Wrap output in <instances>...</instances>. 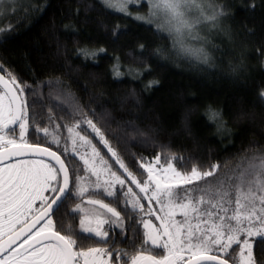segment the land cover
Here are the masks:
<instances>
[{"label":"trees","instance_id":"16d2710c","mask_svg":"<svg viewBox=\"0 0 264 264\" xmlns=\"http://www.w3.org/2000/svg\"><path fill=\"white\" fill-rule=\"evenodd\" d=\"M213 2L223 15L206 33L211 60L195 65L172 58L170 37L147 19V6L124 15L101 0L10 1L0 15V29H11L0 33V64L30 86L29 139L58 150L34 128L59 124L63 143L65 125L91 119L133 174L160 155L184 158L183 166L168 162L186 173L219 165L221 178L264 155V0ZM81 134L98 143L90 129ZM253 255L264 264V244Z\"/></svg>","mask_w":264,"mask_h":264},{"label":"snow or ice","instance_id":"6c2138e0","mask_svg":"<svg viewBox=\"0 0 264 264\" xmlns=\"http://www.w3.org/2000/svg\"><path fill=\"white\" fill-rule=\"evenodd\" d=\"M145 2L154 20L167 18L177 30L185 24L183 8L188 0H101L107 10L124 15H130L126 4L138 7ZM8 7L0 4V15ZM8 31L0 29V33ZM0 71H5L2 64ZM6 75L9 79L0 75V264H112L113 260L117 264L121 260L124 264H253L254 244H264V155L245 158L221 178H216L219 165L206 172L193 167L186 173L172 162L162 164L157 155L139 163L142 175L146 174L141 182L91 119L65 125L63 143L59 124L52 129L34 128L38 135L50 138L57 151L28 143V105L23 94L30 86H21L11 73ZM82 125L99 138L121 174L81 134L87 130ZM69 152L82 162L79 166L66 164L61 154ZM165 159L183 166L182 157ZM120 195L126 212L130 206L132 213L142 214L138 223L134 215L128 216L136 224L133 247L142 226L141 247L132 254L123 249L81 248L74 236L107 244L110 233L119 230L120 239H128L125 217L117 207L96 198H113L119 204ZM73 196L80 202L65 212ZM141 200L148 201L147 212ZM153 202L159 205V215L151 207ZM56 214L78 216L79 229L61 223V231L67 233L61 234L53 220ZM145 216H154L159 226ZM18 226L22 227L17 230Z\"/></svg>","mask_w":264,"mask_h":264},{"label":"clouds","instance_id":"9594fccd","mask_svg":"<svg viewBox=\"0 0 264 264\" xmlns=\"http://www.w3.org/2000/svg\"><path fill=\"white\" fill-rule=\"evenodd\" d=\"M183 13L185 24L179 30L175 22L170 25L167 18L158 21V25H163L162 30L170 37L171 56L191 64L207 65L211 53L206 33L219 26L223 13L213 0H188ZM160 55L164 58L169 56L165 50H161Z\"/></svg>","mask_w":264,"mask_h":264},{"label":"flooded vegetation","instance_id":"af4514ba","mask_svg":"<svg viewBox=\"0 0 264 264\" xmlns=\"http://www.w3.org/2000/svg\"><path fill=\"white\" fill-rule=\"evenodd\" d=\"M4 72V71H3ZM5 73V72H4ZM8 77V76H7ZM9 78V77H8ZM17 131H18V127H17ZM15 133V136L17 137L18 136V133ZM11 135V134H10ZM27 140H28V143L30 144H36V142H34L33 140L29 139V129H28V134H27ZM54 149V148H53ZM56 150V149H54ZM57 151V150H56ZM69 153H62V157L65 159V162L66 164H69L68 160L70 157H69ZM68 157V158H67ZM35 157H27V159H34ZM12 162H15V160H13ZM8 163V162H6ZM138 179V178H137ZM130 185V184H129ZM133 189H134V185H130ZM138 190V189H137ZM47 195V193H46ZM105 200V203H109L111 204L112 206L114 207H117V210L121 212V215L125 217V228H126V231H127V236H128V239L127 240H121L120 237H119V230L116 231L115 234L113 233H110V237L111 239L109 240V243L107 244H104V243H98L96 239H83L81 237H77V236H74L73 238L77 239L78 241V244L81 248H84V249H87L89 247H94V248H108V249H116V250H120V249H123L125 251H127L129 254H132L134 253V251L136 249H139L141 247V243H142V238L139 239L138 241L136 240V243H135V246L133 247L132 244H131V241L134 239L133 235H132V229L133 227H135L136 229V224L132 223L131 220L128 219V216L130 215H134L135 217H137V223L139 222V216L142 215L141 213H132L130 211V208H128L127 212L124 208V205L122 204V202L120 201L119 204L115 203L113 199H108ZM80 200L77 199L76 197H72V199L69 201L68 205L66 206V209L64 210L65 212L67 211V208H71V207H74L75 204L79 203ZM145 202V200H144ZM146 204V202H145ZM39 205V202H37V206ZM149 207V205H146ZM148 208H144V211L147 212ZM154 210H157L156 208H154ZM158 212V211H157ZM159 213V212H158ZM160 214V213H159ZM65 216V217H63ZM71 216H67V215H64V214H56L53 216V220L56 222V230L58 231H61V228H60V224L63 223L65 226L71 224L75 229H79V217H75L73 218ZM145 219H152L155 224L157 226H159L157 220L155 219L154 216H145L144 217ZM19 227H22V226H18V229ZM140 232H141V235H142V232H143V229H142V226L140 228ZM61 234H67L63 231H61ZM143 237V236H142ZM114 241V243H113ZM255 246V244H254ZM253 250H254V247H253ZM239 251V248L237 247L235 249V252ZM152 254H155V253H152ZM255 261V259H254ZM231 262V261H230ZM120 264H124V261L121 260L119 262ZM112 264H117V262L115 260L112 261ZM257 264V263H256Z\"/></svg>","mask_w":264,"mask_h":264},{"label":"rangeland","instance_id":"374dc122","mask_svg":"<svg viewBox=\"0 0 264 264\" xmlns=\"http://www.w3.org/2000/svg\"><path fill=\"white\" fill-rule=\"evenodd\" d=\"M10 1H13V0H0V3L1 4H8V3H10ZM147 3V2H146ZM146 3H144V5H143V7L144 6H147V9H148V11H149V9H150V5L149 4H146ZM125 7H126V9H127V12L128 13H132V12H136V13H134L135 15H138V14H140L141 12H140V9L141 8H143V7H141V6H138V7H132L130 4H126L125 5ZM147 19H149L150 21H152V22H155L156 24H158V21H156V20H154L151 16H150V11L148 12V14H147ZM6 72V71H5ZM6 73H9V72H6ZM17 133L19 134V129H18V131H17ZM18 137V136H17ZM89 139H91V140H93L91 137L89 138ZM33 140V139H32ZM34 141V140H33ZM96 141H98V143L97 142H93L92 141V143L94 144V145H96V147H97V149H99L100 150V152H101V154L104 156V158L105 159H107V160H109V163H112L113 164V168H114V170H117L118 171V169H117V167L115 166V164L112 162V159L110 158L111 156L109 155V153L105 150V148L103 147V146H101L102 144L101 143H99V138L96 136ZM104 149V150H103ZM107 153H106V152ZM155 159V158H154ZM154 159H152V160H154ZM78 160V159H77ZM152 160H149V161H152ZM148 161V162H149ZM78 162H79V164L77 165V166H79L81 163H80V161L78 160ZM168 162V161H167ZM167 162H165L162 158H161V163L162 164H165L166 165V163ZM175 166V165H174ZM176 167V166H175ZM80 174L81 175H83L84 173L83 172H80ZM118 174H121L119 171H118ZM139 180H141V182H143V180L144 179H146V174H134ZM128 186H130V185H128ZM133 191H135V192H137L136 190H135V188L133 189ZM137 194H139L138 192H137ZM119 195V194H118ZM96 198H100V199H104L105 197H102V196H98V197H96ZM106 200H108V199H113V198H105ZM119 199H120V201L122 202V204L124 205V198H123V196L122 195H120L119 196ZM141 203L142 204H144V208H149L148 206H146L147 204H145V202H144V200H141ZM154 206H155V208L157 209V211H158V209H159V205H157V204H155V202H154ZM128 208H130V206H128ZM159 212V211H158ZM177 219H180V216L178 215L177 216ZM136 220H137V217H136ZM152 220V219H151ZM153 221V220H152ZM153 223L155 224V222L153 221ZM141 238L143 239V237H142V235H141ZM244 237H241V239H243ZM235 247V246H234ZM237 247H235V249H236ZM239 251H237L236 253H238ZM120 264V263H119ZM253 264H256V262L254 261V255H253Z\"/></svg>","mask_w":264,"mask_h":264},{"label":"water","instance_id":"95a60500","mask_svg":"<svg viewBox=\"0 0 264 264\" xmlns=\"http://www.w3.org/2000/svg\"><path fill=\"white\" fill-rule=\"evenodd\" d=\"M0 75H3V76H5V79H9L8 77H7V75L3 72V71H0ZM41 146H43V147H48V146H44V145H41ZM53 149V148H52ZM54 150V149H53ZM54 151H56V150H54ZM29 157H32V156H29ZM27 158V157H26ZM63 158V157H62ZM64 159V158H63ZM14 160V159H13ZM6 162H8V161H5L4 163H6ZM121 170V169H120ZM122 171V170H121ZM86 199V198H85ZM146 202H147V204H148V201L146 200ZM149 205V204H148ZM151 207L154 209L155 208V206H154V203H152V205H151ZM157 215H159V213L157 212ZM158 222V224H159V221H157ZM17 230H19V229H17ZM23 239V238H22ZM21 241H18V243H20ZM230 264H231V262H230Z\"/></svg>","mask_w":264,"mask_h":264}]
</instances>
